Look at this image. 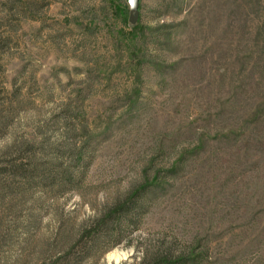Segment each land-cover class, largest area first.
<instances>
[{
    "label": "rangeland",
    "instance_id": "1",
    "mask_svg": "<svg viewBox=\"0 0 264 264\" xmlns=\"http://www.w3.org/2000/svg\"><path fill=\"white\" fill-rule=\"evenodd\" d=\"M0 43V264H51L136 189L79 264L172 240L264 264V0H139L135 22L131 0H0ZM19 143L26 187L1 172Z\"/></svg>",
    "mask_w": 264,
    "mask_h": 264
},
{
    "label": "trees",
    "instance_id": "2",
    "mask_svg": "<svg viewBox=\"0 0 264 264\" xmlns=\"http://www.w3.org/2000/svg\"><path fill=\"white\" fill-rule=\"evenodd\" d=\"M115 5L117 8L120 6L116 3ZM134 29V33H136V31L140 29V24L136 23L134 25ZM9 122L10 117L8 116L5 120V124H9ZM26 150L27 145H25V143H19L18 145H12L11 147H8L6 151V154L8 155L6 160L7 163L1 168V172L5 173V175H7L9 178H24L26 180V183H24L25 187L26 185L33 184L32 175L38 169L37 163L34 161V159L28 160V165L21 160ZM10 185L12 184L9 183L7 185V189L12 188ZM147 186L148 184H145L142 188ZM141 190L142 189H136L127 198L118 201L113 207L107 209L101 217L99 224H97V227L95 225L93 229H85L82 233L80 231H76V233L70 237L71 243L68 249L58 254L51 255V264H79L78 259L74 257V249L84 239L87 237L90 238L95 230H98L100 226L106 224L112 219H118V222H120L121 226L123 219H126L127 216V221L132 222L137 214L134 212L132 205ZM196 259V254L192 250L191 246H185L181 248L177 241L172 240L168 243L162 241L156 248L154 247V249L146 248L142 258L136 264H195Z\"/></svg>",
    "mask_w": 264,
    "mask_h": 264
},
{
    "label": "water",
    "instance_id": "3",
    "mask_svg": "<svg viewBox=\"0 0 264 264\" xmlns=\"http://www.w3.org/2000/svg\"><path fill=\"white\" fill-rule=\"evenodd\" d=\"M139 0H131V20L137 21Z\"/></svg>",
    "mask_w": 264,
    "mask_h": 264
}]
</instances>
